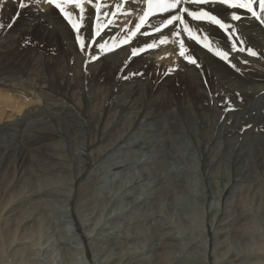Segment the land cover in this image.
I'll list each match as a JSON object with an SVG mask.
<instances>
[{"label":"bare ground","instance_id":"6f19581e","mask_svg":"<svg viewBox=\"0 0 264 264\" xmlns=\"http://www.w3.org/2000/svg\"><path fill=\"white\" fill-rule=\"evenodd\" d=\"M105 2L108 5L104 9L105 11L114 10L116 0H105ZM89 10L92 17H94L95 11ZM15 11L16 5L11 0H6L2 10H0V21L7 19L8 23ZM214 11L221 13V15L225 14L223 8L217 7ZM24 12L25 14H23ZM21 13V19L11 29L0 30V135L7 133L10 140L9 148L6 152L3 151V157L0 156L2 157L0 166L2 175L11 172L10 181L15 183V187H18L14 190L9 189L5 196L6 185L2 188L3 192L1 191L0 252L1 249H4L5 244H8L5 247H9V253L13 257L25 250L23 246L22 248L18 246L11 247L12 244L10 243L15 241L17 236L18 239H22L19 241L20 244L27 237L30 239L33 235L39 236L44 217L47 216L45 214L47 210L44 212L45 209H42L44 206L46 208L44 201L46 199H41L43 196L41 194H48L47 190L49 188H36L34 181L25 176L30 173L27 163L39 157L47 159L46 161L50 164L44 169L42 168L43 171L39 170L46 174V177L42 178L45 179L43 185L51 187L53 185L56 188L62 184V187L64 185L65 189H68L64 195L73 203L72 213L76 216L74 219L78 231L83 232L85 230L83 237L89 240L93 228L88 229L86 221L90 220L91 224L96 215H99L95 211L99 209L98 211L101 210L102 213L105 209L94 205L93 208L90 206L92 209H90L88 215L84 212L85 215H82L83 213L81 214L78 211V207L76 209L74 201L77 202V198L80 200L79 193L81 189L86 188V185L84 186L86 180L84 179L92 178V180L97 181L96 177L107 171V169L118 173L122 168H127L130 171L124 173L123 179L124 186L129 185L128 182H131L128 189L133 184L141 181L142 176L150 182L152 177L146 176L144 172H139L142 176L132 173L134 169H137V164L129 160L127 158L129 155L126 154L130 152L132 154V151H140L141 154L137 158H142L148 154L151 148V150L156 149V152H160V155H168V160H170L178 156L175 155L176 152L172 145L175 141H178L174 138L176 136L177 138L183 137L180 140H184L188 134H190V137L192 136L196 150L200 152L201 173L206 182L217 193L218 201H222V206L227 208L228 201L238 189L245 198L247 197L243 205L246 203V206L249 205L248 208L241 207L248 209L245 211L256 209L260 212V214L258 213L259 216H262L260 219L262 218V221H264V59L251 57L246 53H233L231 56L232 63L241 69L237 72L200 45L187 41V38L184 37L192 55L202 66L196 68L176 55L179 49L177 45L171 42L173 38L170 37L167 45H161L155 50H149L144 54L135 56L125 65L124 62L128 60L130 55V47L138 46L141 42L150 41L152 38H158L159 34H152L150 37H137L133 45L122 46L113 52L100 56L98 60L87 65L88 70L85 72L83 61L86 57L81 54L79 47L76 45L75 36L70 26L58 12L49 9L38 14L34 8H28L22 10ZM117 17L101 16V23H107L108 19H117V23L109 26L101 33L100 37L96 38L99 42L102 43L104 40H108L111 44V38L121 33V29L124 28L125 17L120 12H117ZM160 18L158 15L153 18L152 22L158 23ZM127 19L132 21V24L127 27H133L136 22L135 16H128ZM92 27L93 20L89 19L87 30L84 33L85 36L91 35ZM238 27L240 35L246 41V46L252 47L258 51L261 57H264V27L260 26L255 20H245L243 23L238 24ZM146 30L151 33V29ZM163 31L168 32L167 29ZM35 33L40 34L39 37L46 39L48 42L53 38L60 39V51L58 52L56 49L58 53L55 52V54L52 49L44 48L39 43L38 45L21 46L22 41L26 40V36L34 34L32 37L35 38ZM211 34L219 41L222 48L230 50L227 37L222 32L218 29H212ZM237 43L239 44V42ZM166 53L171 55L165 56ZM160 57L164 58L160 59ZM174 60L179 64V70L165 74L168 67L174 66ZM241 60H247L249 63L243 64L240 62ZM138 71H143V74L133 78L132 74ZM115 75H121V78L115 81L113 79ZM124 76L129 78L124 79ZM236 93H240L242 99L238 98ZM28 106L33 110L43 107V110L50 109L48 112L51 115H49L56 118L57 126L50 125L46 129H37L39 131L37 135H34V138L32 136L29 138L28 133V138L25 137L26 139L15 141L19 135L18 133L14 134V131L18 129L17 127H20L18 122L20 119L18 118L22 111L28 110ZM53 106H55L54 109ZM55 109L60 111L57 112ZM79 115L82 116L80 119ZM220 115L225 116L221 122L218 121ZM38 120L36 121L39 122ZM49 123L52 124L53 121ZM40 125H42V122ZM155 128H159V131L163 128L164 131L155 132ZM154 134H158V136H152ZM150 139H153V141L149 142ZM63 140L65 142L62 144ZM77 143L79 145H76ZM66 154L69 156H65ZM62 157L67 163L64 160H62L63 162L58 161ZM16 160L20 168L14 171L11 169ZM168 164L171 165L167 163V173L164 177L166 179L167 177L170 178L169 168H172H168ZM142 166L147 169L146 166ZM152 171L155 172V170ZM176 176L172 177V183L178 182ZM178 183H180V179ZM219 185H221L220 190ZM38 187L43 188L40 185ZM122 187L118 186L115 191L116 189L120 191ZM135 188L138 189V186H135ZM72 189L73 192H71ZM139 195H134L135 199L129 197L128 201L126 200L127 203H135L137 198L140 197ZM102 199L105 198L102 197ZM115 199L116 197L109 198L108 203L110 202V206L111 200L116 203ZM149 199L152 200L153 195ZM232 202L234 203V201ZM120 206L121 208L126 207ZM249 207H251V210H249ZM118 208H115V211ZM243 208L241 211L245 214ZM232 214L233 212L229 214L227 212L211 214L209 227L207 226L210 238L208 237L209 240L206 239L210 242H207L208 244L206 243L204 246V243H202V247L208 252V260L205 263L206 259L203 257L201 259L202 264H264V242L258 248L255 245L253 246L262 254L259 252L260 255L253 256L255 260L251 263H245L247 261L244 259L247 256L244 257V254L240 253L239 250L236 252L231 251L233 248L227 241L229 234H226V231L230 229L232 234L236 236L238 235L237 229H239V227L236 229V219L234 221L231 218L234 217ZM242 215L241 217H243ZM245 216L250 217L251 215ZM96 218L98 219L95 223L97 221L99 224L102 223V217L98 216ZM106 219L103 226L101 225L102 227L109 221V219ZM240 221L238 220V223ZM250 223L253 224L252 221ZM97 226L96 224V228ZM257 229L259 232V228ZM251 231L248 233L251 234ZM252 233L254 232L252 231ZM257 235L254 237H257ZM198 237H200L199 234L197 239H200ZM236 237L233 238L237 240L239 237ZM243 238L246 239V237ZM90 241L92 240L90 239ZM202 241L204 242V239ZM37 243L40 246L38 241ZM50 243L52 244V242ZM29 244L31 243L29 242ZM41 246L43 247V245ZM26 247L27 250L30 248L29 246ZM170 247L174 248L171 239L165 240L159 245H154L151 249L152 252L157 254L162 250L165 252ZM253 247L249 248L248 251H255ZM175 248L179 249L177 252H182L183 247L181 245L175 244ZM19 259L22 258L19 257ZM20 260L16 264H33L34 262L27 256ZM139 260L138 253H129L128 251V254L122 255L121 259L107 261V264H138Z\"/></svg>","mask_w":264,"mask_h":264},{"label":"rangeland","instance_id":"374dc122","mask_svg":"<svg viewBox=\"0 0 264 264\" xmlns=\"http://www.w3.org/2000/svg\"><path fill=\"white\" fill-rule=\"evenodd\" d=\"M23 14H25V12ZM21 17H22V13L16 22H18L21 19ZM7 21L8 20L5 19V20L0 21V23L6 24ZM29 36H31V37H29ZM32 36H34V34L26 36V40H29L30 43L25 45L24 42L26 40L25 41L23 40L21 43V46L26 47V46L38 45V43H39V45L44 47V48L48 47V48L52 49V51L54 53L56 52V49L58 52L60 51V47H61L60 39H58V38L54 39L53 38L48 42V41H46V39H41V37H39V36H41L40 34L35 33V38ZM58 52H56V53H58ZM134 74L135 75L132 74L133 78L139 77V76H141V74H143V71H138V72H135ZM101 78L103 79V76ZM120 78H121V75H115L113 77V79H115V81L119 80ZM177 84L179 85V83H177ZM54 107L55 106H53V109H54ZM43 108H39V109L37 108L36 110H33V108L31 109L28 106V110L22 111V114L20 115L21 118H20V116L18 118V119H20L18 121L20 124L19 125L20 127H17L18 129H16L14 131L15 135L17 133L19 134L18 137H16L15 141H17V139H26L25 137L28 138L29 135H30L29 138H31V136H32V138H34V135L35 134L37 135V132L40 129H46V128L50 127V125H52L53 127L57 126L56 118H54L53 116H50L51 113L48 112L50 109L47 108V109L43 110ZM55 110L57 112L60 111L57 109H55ZM37 111H39V112L36 113ZM45 111L48 113H46ZM45 113L47 114V116H45L46 115ZM49 116L51 117V120H50ZM81 117L82 116L79 115V119ZM224 117L225 116L220 115V117H219L220 119L218 121L219 122L223 121ZM33 118L35 121L33 120ZM24 119H26V120H24ZM36 120H38L40 123L37 122ZM52 121H53L52 124L49 123ZM41 122H42V125H40ZM38 123H39V125H37ZM55 123H56V125H55ZM23 125L25 126V128ZM43 125L44 126L47 125V126L44 127ZM182 125H184V123H182ZM29 126H30V128H29ZM163 128L165 129L166 127L164 126ZM163 128L161 129L162 132L164 131ZM23 129H26V130H23ZM29 129H30V131H28ZM37 129H39V130H37ZM184 130H186V129L184 128ZM161 131H159V128H155V132H161ZM28 133H29V135H28ZM2 135L4 136V138ZM2 135H0V156L3 155L2 154L3 151L6 152V150L9 148V142H10L9 136H7L8 135L7 133L2 134ZM152 136L156 137V136H158V134L157 135L154 134ZM186 137L189 138L190 140L187 138H184V140H180L183 137L177 138V136L175 137L176 139L174 138V140H178L172 144L174 146L173 148L176 152L175 155L176 156L178 155V156L171 158L170 160H168V155H164V154L160 155V152H156V149L151 150V148L149 151L150 153L148 152L149 155L147 154L142 158H137L141 154L140 151H132V154H130L131 152L126 154V155H129V156H127V158L129 160L134 161V163L137 164V169H134V171L132 173H135V174L142 176V174L139 172H144L146 176L152 177L150 182H148V180L144 176H142L141 181L137 182L136 184H133L131 186V188L128 189L131 182H128L129 185L126 184L124 186L125 182L123 179L124 173L125 172L127 173L128 171H130V169H127V168H122V170H120L118 173H115L112 170L109 171L108 169H107L108 172L104 171L105 172L104 173V172H102L103 171L102 170L101 171L102 173H100L96 177L97 181L92 180V178L84 179V180H86L84 182V186L86 185V188L84 187V189H81V191L79 193L80 200H78V198H77V202H76V200L74 201L76 203V204L74 203V206H76V209L78 207V211H80L81 214L84 212L87 215L91 211L90 209H92L94 206L95 207L98 206V207H101L102 209H105V210H103L104 212L101 213V210L98 211L99 209L94 208L95 210L97 209L95 212H97V214H99V215H96V217L100 216L103 218V220H101L102 218L100 219L102 223L99 224L98 221H97V223H95L96 220L98 219L96 217L94 218L95 220L93 219V222L91 221L92 222L91 224H90V220L86 221V227L88 229L93 228L92 229L93 233L91 232V238H90L92 241H90V239L89 240L84 239L83 232H85V230L83 232L78 231L77 224H76V221L74 219L76 216L74 215V213H72L73 203L66 195H64L68 189H65L66 187H64V185L62 187V184H60L59 187H56V188L53 185H52V187L48 186V185H45V186L43 185L45 179L43 180L42 178L46 177V174L42 173L39 170L43 171V169L50 164V163L48 164V162L46 161L47 159L39 157V158L34 159L31 162H29L30 164L27 163V167L29 168V172L30 173L32 172V173L31 174L29 173L28 175H25V176L30 177L29 180L34 181V185L36 184V188H39V189H48L49 188V190H47V192H49L48 194H45V195L41 194V196L43 195L41 197V199H46V200H44L46 203V208L44 206V208L42 207V209L43 210L45 209L44 212H46V210H47L48 213L47 212L45 213L47 216L45 215L46 217H44L45 223L43 222V227L40 230L39 236L33 235L32 237H30V239H28V237H27L28 240L27 239L23 240V242H21V244L19 241H21L22 239L21 240L18 239V236H17V239L15 241H13L12 243H10V244H12V246L10 245L11 247L18 246V247L22 248V246H23L25 250H27L26 246H29L30 248L28 247L29 248L27 250L28 252L27 251L25 252V250H22L21 252H23L24 254L19 252V254L21 256L19 254H17L15 256L16 257L15 258V257L11 256V253H9V247L8 248L5 247L8 244H5L4 249H1V252H0L1 255H3V256L0 255V263L4 262L5 264H16V262L20 260L19 257L22 258L21 260H23L27 256L32 262L33 261L35 262V263L33 262V264H93V263L94 264H104V263L107 264V261L109 262V261H112L113 259H121V256L128 254V251H129V253L133 252V253L139 254L140 260H139L138 264H202L201 259L203 257H205V259H206L205 263L208 260V258H207L208 252H207V250H204V247H202V243H204L203 244V246H204L207 242L208 243L210 242V241H206V239L209 240V238H210L208 235L209 221L211 218V214L213 215L216 212L218 214L223 213V212H225V213L227 212L229 214L230 212H233L232 216H234V217H231V218H233L234 221L236 219V221H235V223L237 225L236 229L239 227V229H237L238 235H236V236L239 238L234 236L230 229L227 230L228 232L226 231V234H229L227 241H229L228 243L231 244L232 246L231 245L230 246L233 248V250H231V251L236 252L239 250L240 253L244 254V257L247 256L246 259H244L247 261L245 263H251L252 261H254L255 260L254 257L256 255H260L259 254L260 251H258L256 249L260 245H262L264 242L263 241L264 240V228H263L264 224H262V223H264V221H262L263 220L262 218L260 219V217H262L261 215L259 216L260 212H258L256 209L251 210V207H249L250 208L249 210H251V211H245L248 209L241 207V206H245L246 208H248L249 205L246 206L247 203L245 205H243L244 204L243 202H245L247 197L245 198V196L242 193H240V191H238V189L232 195V198H230V200L228 201L227 208H226V206H225V208L222 206V201L221 202L218 201L217 193L214 192L213 188L206 182L204 176L201 173L202 166H201V158L199 157L200 152H199V150H196L195 143L192 140L193 138H191L192 136L190 137V134H188ZM152 141H153V139L149 140V142H152ZM64 142L65 141L63 140L62 144ZM174 144L175 145L177 144V145L175 146ZM76 145H79V143H77ZM181 146H182V148H181ZM111 151H112V148H111ZM65 156H69V155L66 154ZM2 157H0V159H2ZM164 157L168 160V162ZM40 158H41V160H40ZM62 160H64V162H66L64 157H62V159H58L59 162H61ZM32 162H34L35 164ZM68 163H70V162H68ZM167 163L171 164V165L168 164V168L169 167H172V168H169L170 170L168 169L170 172V178L167 177V179H166L164 177L166 176V173H167L166 172ZM182 163H184L185 165ZM142 165L146 166L147 169L145 167H143ZM181 165H182V167H181ZM178 166L180 167V169ZM173 167H175V168H173ZM19 168L20 167L18 166V163L16 160L14 162L11 170L17 171ZM171 169H173V170H171ZM1 170H2V168L0 166V196H1V193L3 192V190H2L3 186L6 185L7 191H4V196H5L6 193L9 191V189L14 190L15 188L17 189L18 187L17 186L15 187V183L10 181L11 180V178H10L11 172H8L7 174L2 175ZM152 170H155V172H153ZM176 174H177V176H176ZM174 175L178 178V182L180 179V183H178V182L172 183L171 179H172V177H174ZM29 180H28V182H29ZM121 181L123 182V184ZM245 181H248V180H245ZM132 182L135 183L134 181H132ZM8 184H10V185H8ZM39 185L43 186V188L38 187ZM118 186H123V187L120 191L117 189L115 191V188H117ZM135 186H138V189L135 188ZM220 187H221V185H219V190H220ZM140 189H142L144 192ZM173 189H174V191H173ZM214 189L217 190V188H215V187H214ZM51 190L52 191L54 190V191L52 192ZM133 190H134V192L135 191L136 192L134 193ZM84 191H85V193H84ZM121 191H122V193H121ZM71 192H73V189L71 190ZM74 193H75V190H74ZM89 194H91V195H89ZM123 194H124V196H123ZM136 194H140L139 195L140 197L137 198L136 202L130 203V204L127 203L128 198L131 197V199H135L134 195H136ZM142 195H144V196H142ZM151 195H153L152 200L149 199V197ZM81 196L83 197V199ZM102 197L105 199H102ZM113 197H116L117 200L115 199L116 203L114 201H113L114 202L113 203L111 200V206H110V204H109L110 202L108 203V201H110L109 198H113ZM121 201H122V203H121ZM232 201H234L235 204ZM229 204H230V206H229ZM248 204H250V202H248ZM120 205L126 206V207H122L123 211H122V208ZM16 206H18V205L16 204ZM90 206L92 208H90ZM117 206L118 207L120 206L119 208H121V209H119ZM137 206H139V207H137ZM231 206L233 207V209ZM237 206H239V207H237ZM80 207H81V209H80ZM115 208H118V210L116 209L117 211H115ZM242 208H243V211L246 212L245 214L241 211ZM238 210H239V212H238ZM84 213L82 215H85ZM241 213L244 215H242ZM241 215L245 218V221H244V218L241 217ZM245 215H251L250 216L251 218L249 216H248L249 217L248 218ZM239 217L243 218V219H240ZM254 217L255 218L257 217V219H255ZM64 218H66V219H64ZM105 218H107L106 220L109 219V221H107V224L106 223L104 224V227H105V229H104V227H102V226H103ZM237 219L239 221L241 220L242 222L240 221L238 223ZM249 219H250V221H249ZM247 221H249V222H247ZM251 221L253 223L252 225L250 223ZM253 221L256 222L255 223V225L257 226L256 228L254 227L255 225H254ZM257 221L259 222V225H258ZM246 222H247V224H246ZM243 223H245L247 225V227H248L247 229H246V225ZM96 224L98 225L97 228H96ZM241 225L244 227L243 228L244 231H243ZM101 227H102V230H101ZM253 228H255V229H253ZM257 228H259V230H260L259 232L261 234L263 233L262 235L258 232ZM251 230L256 235L258 232V235H257L258 238L254 237L256 235L254 233H252ZM197 231H198V233H197ZM239 231H241V232H239ZM250 231H251L252 235L250 233H248ZM199 232H201V233H199ZM203 233H204V236H203ZM198 234L200 235V237H198L200 239H197ZM248 236L250 239L248 238ZM262 236H263V238H262ZM233 237H236L237 240L234 239ZM243 237H246V239H248V240H246ZM70 239H72V240H70ZM169 239H171V241L173 242L174 248L170 247V248L166 249L165 252L162 250L163 252L159 251L160 253H157V254L152 252L151 247H153L154 245H159L163 241L169 240ZM202 239H204V242L202 241ZM37 241L39 242L40 246L37 245L38 244ZM46 241H48L49 243ZM29 242L31 244H29ZM50 242H52V244ZM58 243H59V245H58ZM78 243H79V245H78ZM53 244H55V245H53ZM175 244L181 245L183 247L182 252H177V251H179V249L177 250L175 248ZM41 245H43V247ZM132 245H134V246H132ZM254 245L257 246V248L253 247ZM236 246H238V247H236ZM251 246L255 249V251H248L249 248H252ZM242 248L245 250H243ZM34 250H35V252H34ZM56 250H58V251H56ZM183 250H184V252H183ZM261 251H263V250H261ZM250 253H252V254L255 253V254L252 255ZM142 254H144V255H142ZM17 256H19V257H17Z\"/></svg>","mask_w":264,"mask_h":264},{"label":"snow or ice","instance_id":"6c2138e0","mask_svg":"<svg viewBox=\"0 0 264 264\" xmlns=\"http://www.w3.org/2000/svg\"><path fill=\"white\" fill-rule=\"evenodd\" d=\"M11 2L16 5V11L7 24L0 23V30L11 29L24 9L34 8L38 14L54 9L70 26L76 45L81 54L86 57L83 61L85 72L88 70L87 65L98 60L100 56L122 46L133 45L137 37H150L152 34H159L158 38H152L150 41L141 42L138 46L130 47V55L124 62L125 65L135 56L155 50L161 45H167L170 37L173 38L171 42L178 46L179 50L176 55L196 68L202 66L192 55L184 37L187 41L200 45L237 72L241 69L232 63L233 53H246L248 56L264 59L258 51L246 46V41L240 35L238 27V24L245 20H255L264 27V0H116L114 10L111 11L104 10L108 7L105 0H11ZM5 3L6 0H0V10ZM217 7L223 8L225 14L221 15L214 11ZM89 9L95 11L94 17ZM117 12L125 17L121 33L111 38V44L108 40L99 42L96 38L100 37L109 26L117 23ZM158 15L161 17L158 23H153V18ZM101 16L117 17V19H108L107 23H101ZM128 16L136 18L131 28L127 27L132 24V21L127 19ZM89 19L93 20V27L91 35L85 36ZM146 29H151V33ZM165 29L168 30L167 33L163 31ZM212 29H218L227 37L230 50H225L220 46L219 41L211 34ZM24 43L27 45L30 41L26 40ZM167 55L171 54L166 53L165 56ZM163 58L160 57V59ZM240 62L249 63L247 60ZM173 64L174 66L167 68L165 74L179 70V64L175 60ZM123 78L128 79L129 77L124 76ZM236 96L242 99L240 93H236Z\"/></svg>","mask_w":264,"mask_h":264}]
</instances>
